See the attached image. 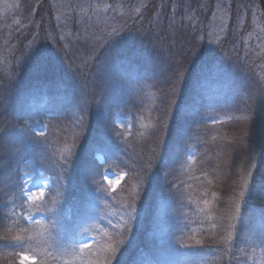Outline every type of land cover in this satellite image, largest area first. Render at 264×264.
<instances>
[{
  "label": "trees",
  "instance_id": "16d2710c",
  "mask_svg": "<svg viewBox=\"0 0 264 264\" xmlns=\"http://www.w3.org/2000/svg\"><path fill=\"white\" fill-rule=\"evenodd\" d=\"M263 179L264 0H0V264H255Z\"/></svg>",
  "mask_w": 264,
  "mask_h": 264
},
{
  "label": "rangeland",
  "instance_id": "374dc122",
  "mask_svg": "<svg viewBox=\"0 0 264 264\" xmlns=\"http://www.w3.org/2000/svg\"><path fill=\"white\" fill-rule=\"evenodd\" d=\"M124 120L121 119L120 117L117 118L118 123H122ZM45 126L43 124H38L37 126L34 127V132L40 133L45 130ZM99 156V155H97ZM100 158V157H99ZM195 158V153L193 150H190V153L188 155V166H190L194 162ZM124 175L122 173H110L106 172L104 174V180L106 181L107 185L111 187V189H116L122 182ZM21 191L20 194L25 200V203L27 204H35L40 201L44 200V197L51 186V178L48 175H44L42 172L37 173H32V172H22L21 174ZM229 180H233V177H229ZM111 181V183H109ZM234 182V181H232ZM257 205H262L264 203V179L262 181V185L258 187V193H256V198L254 199ZM25 219L28 222H35V221H40L44 219L43 214L35 213V214H29L25 217ZM93 242V238L90 236H84L82 237L79 241L78 244L81 249H84L86 247H83V245H88L90 246ZM264 254V251H263ZM27 255L29 257H34L35 260H27L24 261V264H33L36 262V257L31 254V253H22L20 254L19 261L21 263L23 257ZM253 253L250 252L248 253V257L246 259V263L244 264H252L250 262V259L253 257ZM259 258H264L261 255ZM256 261V260H255ZM264 259L257 260L255 264H263ZM254 264V263H253Z\"/></svg>",
  "mask_w": 264,
  "mask_h": 264
},
{
  "label": "snow or ice",
  "instance_id": "6c2138e0",
  "mask_svg": "<svg viewBox=\"0 0 264 264\" xmlns=\"http://www.w3.org/2000/svg\"><path fill=\"white\" fill-rule=\"evenodd\" d=\"M109 183H111V181H109ZM83 247H88V245H83ZM27 260H33L34 261L35 258L34 257H29V256L25 255L23 257L22 261H21V264H24V261H27Z\"/></svg>",
  "mask_w": 264,
  "mask_h": 264
}]
</instances>
